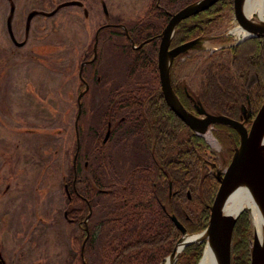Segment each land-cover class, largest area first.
Masks as SVG:
<instances>
[{
	"label": "trees",
	"instance_id": "16d2710c",
	"mask_svg": "<svg viewBox=\"0 0 264 264\" xmlns=\"http://www.w3.org/2000/svg\"><path fill=\"white\" fill-rule=\"evenodd\" d=\"M197 1L154 0L143 18L129 24L130 37L136 45L148 38L155 39L147 45L152 48L146 53L132 48L129 39L125 47L117 48L114 68L120 71L115 78L116 88L156 86L160 90L158 35L174 14ZM161 5L164 9L160 8ZM232 5L230 0H222L209 11L181 22L175 31L173 46L211 36L217 28L212 16L233 12ZM116 30L110 29L112 34ZM198 58L195 52L181 54L172 66L173 82L187 83L181 82V75ZM195 75L192 84L196 89V98L208 113L242 120L245 116L242 114L244 106L251 109L256 118L264 103V37L249 39L240 45L213 53L205 59ZM180 89L183 91L184 88ZM144 94V91H140L132 93V96L142 97ZM123 102L119 101L118 104ZM111 103L116 102L112 100ZM165 106L172 121L182 125L181 132L177 130V125L171 131L173 133L168 137L167 154L154 159L147 154L130 156L124 153L121 158L111 160L100 161L95 157L89 165L91 174L86 178V174L82 176L83 184L92 182L93 190L87 198L95 199L92 202L100 210L99 218L110 220L107 224L91 227L87 245L90 255L85 260L86 264H165V259L173 253L182 237L169 215L177 217L189 234H200L209 227L210 206L217 197L220 183L216 182L217 165L209 168L207 159H213L216 153L203 138L195 135L180 121L167 104ZM214 128L217 131L215 137L220 141L228 131L236 133L228 126L217 124ZM196 144L198 148H194ZM232 154L233 150L229 158ZM209 170H214L215 177L208 176ZM160 175L162 178L159 179ZM168 181L173 183V192L177 191L175 195H170ZM69 182L71 185L70 179ZM181 182L187 184L181 185ZM81 188L86 190L84 185ZM188 191L192 199H189ZM80 203L82 211L87 213L86 204L83 200ZM250 220V214L244 211L236 223L231 251L232 264L251 263ZM83 237H86L85 233ZM95 242H98L99 255L93 257L91 251ZM205 245V242L190 244L176 264H199ZM72 260L68 263L83 264L81 259Z\"/></svg>",
	"mask_w": 264,
	"mask_h": 264
},
{
	"label": "rangeland",
	"instance_id": "374dc122",
	"mask_svg": "<svg viewBox=\"0 0 264 264\" xmlns=\"http://www.w3.org/2000/svg\"><path fill=\"white\" fill-rule=\"evenodd\" d=\"M65 1L70 0H0V264L73 261V250L81 246L80 232L63 218L67 205L63 177L70 169L71 144L76 139V91L80 85V63L71 46L80 45L82 53L86 40L82 30L98 25L105 7L110 25L126 27L143 18L153 0H96L101 11H92L88 5L92 0H78L80 10L72 7L60 17L53 16L55 10L69 6ZM10 5L15 7L13 14ZM33 12L37 14L29 21ZM9 18H13L17 41L25 43L21 49L10 42ZM221 23V28L194 50L199 58L182 73L185 81L193 80L209 53L241 39L231 20L222 19ZM231 33L232 40L223 46L212 42ZM63 42L70 47L61 53L58 45ZM34 86L39 95L36 99L32 98ZM211 131L215 143H207L222 154L223 146ZM226 169L223 165L216 175ZM251 235L252 247L254 224Z\"/></svg>",
	"mask_w": 264,
	"mask_h": 264
},
{
	"label": "flooded vegetation",
	"instance_id": "af4514ba",
	"mask_svg": "<svg viewBox=\"0 0 264 264\" xmlns=\"http://www.w3.org/2000/svg\"><path fill=\"white\" fill-rule=\"evenodd\" d=\"M80 1L79 2L78 0L65 1L66 3L69 4V6L62 7L61 8L62 10H57V11L55 10L53 16L60 17L62 15L61 12L63 10L70 9L72 7L80 10L82 7ZM160 1L161 0H158V2ZM221 1L217 4H220ZM230 1L233 3L232 5L233 12H226L222 14L217 13L215 16H212L216 20L215 22L217 23V28L212 32V35H214V33L221 28L222 19L224 20L229 19L231 20L232 23L237 24V22L235 21L234 1L233 0ZM54 2L58 3L59 0H54ZM65 2L62 4H66ZM83 2L87 4L86 1ZM153 2L154 0L152 1V3H150L151 5L149 6V8L152 6ZM88 5H90L93 8L92 11L94 9L101 11V9L97 7L96 0H92V2H89ZM160 8L164 9L162 5L160 6ZM13 13H15V7L10 5V14ZM102 16H103V20L101 19V21H98V25L94 24L95 26L93 28L89 26V27H85L84 30H82L83 35L84 34L86 35L85 38L86 40L84 42L85 45L84 44L82 45V50H83L82 53L81 50L79 49L80 45L71 46V51L75 52L78 55L77 62L80 63L78 67L79 69L78 83H80V85L76 91L77 113L74 121V125H75L74 136L76 139L75 142L71 144V146L73 147V153L71 154V163L69 167L70 169L68 171V174L65 177H63L65 202L67 204L64 210L63 218H64V222H66L69 226H75L80 232V239L78 243H81V246H79V250L77 251H75L74 249L73 250L74 252L72 254H74L75 259H81L83 264H86L85 260L90 255V252L87 251L88 250L87 245H88V240L90 239L91 236V232H90L91 227L93 228V226H101L110 222V220L107 218H103V219L99 218L100 216H98L99 215L98 213L100 212V210L98 207L94 206L92 202L95 201V199L89 200L87 198L89 193H91V191L93 190L92 182L88 181L86 182V184H83L82 176L86 174L85 176L86 178L89 176L88 174H91V170L89 167L90 161L95 157H97L100 161L101 159H106V160L118 159L122 157L123 153L130 156L132 155L137 156V154H141V155L147 154L150 158L154 159V157L167 154L168 146H169L168 137L170 133H173L171 131H173L174 126L177 125L176 128L179 132H181L180 130H182V125L172 121V119L167 114L166 106H165L167 102L164 99V95L161 87L159 88L160 90H158L156 86H150V87L141 86L140 88H131V87L116 88L115 78L120 71L119 68H116V70L114 68V64L116 61V59H114V55L117 54L118 52L117 48L119 46L120 48L125 47L128 42L127 39H129V41L132 43V48L136 50L140 49V51L146 53L149 52V50H151L152 48V47H148L147 45H149L155 38L154 37L148 38V40L141 41L138 43V45H136L135 42L132 40V37H130L129 26L125 27V25L121 23H118V25L116 26L110 25L105 18V17L109 18L110 16L109 11L107 10L106 7H105L104 15L102 14L100 17ZM9 19L10 21H12L11 31L9 30L10 27L8 22L9 20L7 21L8 22L7 31L9 32L10 42L13 43V45L16 46L17 48L21 49L25 43L23 41L20 42L17 41L13 28V18L12 19L9 18ZM119 19L123 20L122 18ZM133 22L136 21H131L128 24H131ZM26 29H28L27 24H26ZM110 29H115V30L118 29V30H116V33L112 34ZM160 35L161 33L158 35V39H157L158 59H159L158 53L160 49L159 45L161 42ZM212 35L209 37L195 38L194 40L201 41V46H202V42L205 39L211 38ZM229 40L230 41L232 40V33L228 34L227 36H223L219 40H213L212 42L216 43L219 41L218 43L220 45L222 44L223 46L227 44ZM239 40L237 42H239ZM172 42L170 45L171 46L170 49H174L181 46V45L173 46ZM242 43L243 42L238 43L236 45H240ZM68 47L70 46L65 44V42H63L58 45V50L61 53H64ZM225 47L213 51V53L228 48V46L226 48ZM192 52H194V50ZM213 53H209V54L212 55ZM176 59L174 60V62L176 61ZM183 61H185V59H183ZM73 72L75 73V70ZM195 76L196 75H194L193 77ZM182 81H185V79L182 78L181 82ZM192 81L191 82L185 81L187 82L185 84H178L176 82H173V89H175L176 94L178 95L182 104H184V106L187 108V110L197 115L195 104H197L199 100L198 98H196V94H195L196 89H194V84H192ZM181 87L184 88L183 91L182 89H180ZM34 88L35 89L33 90L32 93L34 97L31 95L32 98L39 96L37 95L38 93L36 92L37 90L35 86ZM155 90L157 91L155 92ZM140 91L145 92V94L142 97L132 96V93L134 92L140 93ZM45 98H41V100H44ZM112 100L115 101L116 103L112 104L111 103ZM119 101L121 102L125 101V102L118 104ZM190 103H193L192 106H190ZM248 104L250 105V102ZM250 113H251V117L255 119L252 110L245 107V112H244L245 116L247 117L250 116ZM250 121L252 122V120ZM246 126L248 129H250L251 123H248ZM212 130H214L213 135L215 137L217 131L215 130V128H213ZM234 133L235 132L228 131L225 137L221 139L222 141L219 140V142L223 146L221 147L223 152L222 154H219L214 151L216 154L212 156L213 159L211 160L207 159L209 168L217 165L215 169L216 171L217 170L219 171L223 165H227V168L229 167L230 163L232 162L231 159L240 144L239 133H237V131H236L237 134L235 133L237 135V138L239 139V143L237 142ZM194 148H198L197 144L195 145ZM232 150H233L232 157L229 158L231 156ZM222 157L225 158V160H223ZM154 163L156 162L154 161ZM213 171L214 170H209L208 176L215 177L214 175L215 172ZM160 177L162 178L161 175L158 178L160 179ZM69 179L72 181L71 185ZM168 182L170 183L171 181ZM187 182H181L180 184L185 185L187 184ZM216 182L218 183L217 178H216ZM171 184L173 185L172 182ZM83 185L85 186L86 189L85 191L81 188ZM173 187L174 185L172 186V192L170 193V195L171 194L175 195L177 193V191L173 192ZM188 193L191 196L190 191H188ZM189 199H192V196ZM81 200H83V202L87 206V210H88L87 213L82 211L83 208L80 207ZM69 203H71V205ZM170 216L171 215H169V217ZM88 232H89V236H88ZM83 233L86 234L85 238L83 237ZM98 252H99L98 242H95L93 244V249L91 251V253H93V257L98 256L99 255Z\"/></svg>",
	"mask_w": 264,
	"mask_h": 264
},
{
	"label": "water",
	"instance_id": "95a60500",
	"mask_svg": "<svg viewBox=\"0 0 264 264\" xmlns=\"http://www.w3.org/2000/svg\"><path fill=\"white\" fill-rule=\"evenodd\" d=\"M220 1L221 0H199L196 3L190 4V6L179 10V12L172 16L167 24V27L160 35L161 42L158 53L159 79L164 99L166 100L169 109L174 112L176 116L191 129V131L202 138L211 132L213 126L218 124L226 127L228 126L236 130L237 133H239L240 139L239 147L236 149L229 167L225 170V172H219L216 175L217 181L220 183V187L217 192L216 199L214 200L212 206H210L211 218L208 225L209 227L200 234L192 235L188 233L187 229L177 217L170 216L176 228H178L182 233L181 239L174 248L175 250L166 259L167 262L169 261V258L173 260L172 264L177 263L182 252L186 247L190 246V244H201L202 242H206V246L210 243L213 247H215L217 258H219V264H232L231 251L233 232L236 227V223L244 210L239 212L236 216H228L224 214L223 207L226 198L230 195V192L236 187L241 186V184L248 185L251 191L255 193L264 213V147L261 143L262 136L264 134V103L262 104L259 113L256 115V118L252 122L250 121L252 120L251 113L249 116L250 118L242 117L241 121H237L228 116L225 117L223 115L210 114L203 108L200 101L195 104V109L197 110L196 115L183 106L175 89H173L171 67L174 60L180 57L181 54L189 53L201 46V41L192 40L191 42L181 44V46L177 48L170 49L177 27L180 25V22L188 20L193 16L200 15L202 12L209 10ZM233 1L235 17L239 24V28L247 32L243 39L238 43L244 42L247 39L264 37V25L250 19L244 10L246 0ZM36 14V12L31 13L28 20L30 21V19H32ZM11 22L12 21L9 19L10 31ZM244 112L245 107L243 106V114ZM250 122L251 127L248 129L246 125ZM169 185L171 193L173 185L171 183H169ZM190 197L191 196L189 195V198ZM247 212L249 211L247 210ZM204 233H206L208 237L207 240L201 239V241H192L181 245L186 236L190 238L192 236H200ZM251 245L253 246L251 247L250 264H261L264 262V241L263 244H261L257 235H255V232ZM201 263L202 260L200 264Z\"/></svg>",
	"mask_w": 264,
	"mask_h": 264
},
{
	"label": "bare ground",
	"instance_id": "6f19581e",
	"mask_svg": "<svg viewBox=\"0 0 264 264\" xmlns=\"http://www.w3.org/2000/svg\"><path fill=\"white\" fill-rule=\"evenodd\" d=\"M244 10L250 19L264 25V0H246ZM234 32L241 36L247 34V32L240 28H236ZM205 139L213 144L215 143V140H213L210 133L206 134ZM261 143L264 147V134ZM242 210H248L252 215V224H254L255 235H257L261 244H263L264 213L255 193L251 191L250 187L246 184H241V186L232 190L230 195L226 198L223 207L224 214L228 216H236L239 212H242ZM207 238L206 233L201 234L200 236H192L190 238L186 236L181 245L192 241H201V239L207 240ZM206 248L201 264H219V258H217L215 247L208 243ZM172 261L173 260L169 258V261L166 264H172ZM261 264H264V262Z\"/></svg>",
	"mask_w": 264,
	"mask_h": 264
}]
</instances>
